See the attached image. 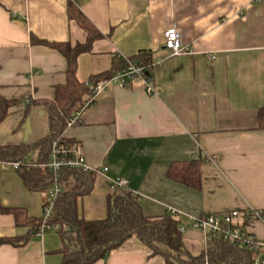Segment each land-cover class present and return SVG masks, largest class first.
<instances>
[{"label": "crops", "instance_id": "obj_1", "mask_svg": "<svg viewBox=\"0 0 264 264\" xmlns=\"http://www.w3.org/2000/svg\"><path fill=\"white\" fill-rule=\"evenodd\" d=\"M71 4L99 34L75 58L78 81L145 53L154 88L150 94L139 81L111 83L80 111L76 125L65 127L64 137L90 169L107 168L94 173L91 193L77 199V217L106 218L110 179L123 177L147 217L174 209L186 222L237 209L241 225L264 240V129L257 124L264 106V0H0V96L12 102L0 123L1 146L48 135L43 103L65 83L67 61L32 37L84 45L88 32L70 17ZM172 25L184 53L164 48L162 32ZM36 158L34 150L23 161ZM191 159L199 161V188L168 175L170 165ZM45 193L28 190L14 168L0 166V239L17 241L0 243V264L62 262L53 228L23 240L28 227L2 211L23 209L37 219ZM250 209L260 210L262 219L244 220ZM181 241L189 255L204 249L197 229L182 232ZM91 264H164V257L132 236Z\"/></svg>", "mask_w": 264, "mask_h": 264}, {"label": "trees", "instance_id": "obj_2", "mask_svg": "<svg viewBox=\"0 0 264 264\" xmlns=\"http://www.w3.org/2000/svg\"><path fill=\"white\" fill-rule=\"evenodd\" d=\"M69 14L88 32L84 45H74L71 48L64 43H49L32 37V41L60 51L67 61L65 83L55 88L53 100L43 103L49 118L48 135L33 144L0 145V163L21 162L16 171L28 190L46 192L54 180L60 186L61 191L53 200L51 214L46 221V224L52 226L60 236L61 247L58 249L62 256L60 264H91L102 259L112 248L121 245L125 239L132 236L147 246L151 250V255L163 256L164 264H204L205 260L208 264H251L255 253L235 247L221 240L219 235L213 236L201 253L189 255L181 241L180 221L171 214L151 218L145 216L142 214L139 201L132 196L128 187L109 191L106 198V218L94 221L78 218L77 199L91 193L95 174L81 169L63 168L53 175L50 171L33 168L28 162L23 161L24 157L37 150L36 162H45L50 151V143L56 139L60 146L72 147L74 143L63 135L68 117L80 107L85 96L92 94L93 86L98 81L110 78L124 64V61L118 63L119 65L116 64L109 72L90 77L86 83L79 82L75 74V58L79 53L86 52L90 42L99 34L72 4L69 6ZM135 58V61L131 59L136 63L150 62L145 53H140ZM145 74L151 75L147 71ZM11 104L12 102L0 96V123L7 115ZM257 124L259 129H264V106L260 107L257 113ZM198 168L199 161L191 159L189 162L172 164L167 171L175 181L199 188ZM45 205L44 200L43 206ZM2 211L11 213L18 227H28L23 240L37 234L42 222L41 216L37 219L28 217L23 209L18 208H2ZM3 242L17 243L14 239H0V243Z\"/></svg>", "mask_w": 264, "mask_h": 264}, {"label": "built area", "instance_id": "obj_3", "mask_svg": "<svg viewBox=\"0 0 264 264\" xmlns=\"http://www.w3.org/2000/svg\"><path fill=\"white\" fill-rule=\"evenodd\" d=\"M162 43L169 55L184 53L180 32L174 25L168 27L162 32ZM115 57H120V55L117 54ZM123 61L124 64L116 70L113 76L98 81L93 86L92 94L82 102L83 104L80 109L76 110L75 113L68 117L66 127L76 125L80 120V111L91 103L94 95L98 91H101L103 87L111 83L119 87H125L134 81H139L145 86V91L150 94L154 93V88L151 86L152 76L145 74V71L152 74V63H136L125 59ZM49 147L50 151L45 162H29L31 167H37L48 172L50 171L53 175L63 168L81 169L84 172L90 173H104L107 169L105 167L90 169L85 163L76 144H73L72 147L65 148L60 146L58 139H56L50 143ZM6 165L16 170L20 167L21 162L0 163V166L5 167ZM126 183L127 180L123 177L112 178L110 179L109 187L111 190L127 188ZM60 191V186L56 183V180H54L45 193L46 205L43 206V212L41 215L42 222L37 234H43L44 231L53 228L52 226H48L46 221L51 214L53 200ZM168 213L175 217L179 215V212L174 209H168ZM240 217L241 213L237 209L222 212H208V214L200 216H189L186 222H180L179 231L184 232L187 229H197L201 231L202 240L204 241V249L208 246L213 236L219 235L221 240H224L235 247L255 253L251 264H264V240L258 239L252 233H249L239 222ZM243 218L244 220H261L262 212L260 210L250 209L244 214ZM204 264H208L206 260Z\"/></svg>", "mask_w": 264, "mask_h": 264}, {"label": "water", "instance_id": "obj_4", "mask_svg": "<svg viewBox=\"0 0 264 264\" xmlns=\"http://www.w3.org/2000/svg\"><path fill=\"white\" fill-rule=\"evenodd\" d=\"M16 23H17L18 25L22 26V23H21V22L16 21ZM106 257H107V254L104 255L103 259H105Z\"/></svg>", "mask_w": 264, "mask_h": 264}]
</instances>
